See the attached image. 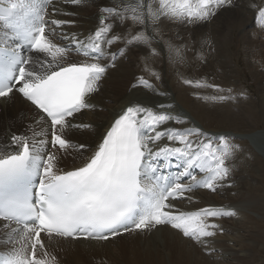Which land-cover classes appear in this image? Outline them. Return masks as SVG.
<instances>
[{"label":"snow or ice","instance_id":"obj_1","mask_svg":"<svg viewBox=\"0 0 264 264\" xmlns=\"http://www.w3.org/2000/svg\"><path fill=\"white\" fill-rule=\"evenodd\" d=\"M62 3L82 6L84 0H5L0 6V98L11 100L19 94L34 106L39 120L34 116L33 121L48 129L45 139L35 143L13 134L0 150V264H59L45 240L107 241L159 226L206 245V238L223 231L216 221L236 212L223 206L177 212L173 202L194 189L215 192L227 180L228 161L239 148L230 143L232 137L199 127L161 130L169 122L188 121L133 104L109 125L83 165L63 170L60 161L69 151H87L86 144H74L69 132L90 127L74 118L94 107L90 97L118 58L142 47L156 55L151 43L164 20L205 23L233 0H110L99 9V26L87 34L62 31L75 23L54 18L74 15L61 8ZM256 12L264 27V6ZM117 43L121 47L112 50ZM176 54L180 56V49ZM144 70L159 79L154 70ZM138 82L155 90L143 75ZM183 82L222 91L199 80ZM202 99L223 102L233 97ZM162 139L169 143L154 150ZM173 166L180 170L170 176L165 170Z\"/></svg>","mask_w":264,"mask_h":264},{"label":"bare ground","instance_id":"obj_2","mask_svg":"<svg viewBox=\"0 0 264 264\" xmlns=\"http://www.w3.org/2000/svg\"><path fill=\"white\" fill-rule=\"evenodd\" d=\"M242 3V7H245V2ZM109 4L110 0H92L90 2H84L82 6L66 4L63 9L66 12L74 13V15L57 16L54 18L75 21L73 25L66 26L62 31L87 34L99 26V9ZM242 15H244V13L238 10L233 14L227 13L222 15L218 20L221 21L228 17L235 16L236 20L240 21ZM230 23L232 22L228 24ZM196 26V24L185 25L169 20H164L162 22L158 30H165L170 33L171 37L177 39L176 41L181 43V45H172L173 52L171 51L169 53V58L167 57L165 61V76L164 71L161 72L164 66L162 58L159 56L153 58V65L158 69L157 74L159 75V79H156L154 76L151 77L154 81V84L153 82L152 84L155 90L145 88L139 84L138 78L141 75L136 71L131 57H129L130 60L128 59V63L122 61L123 57L119 58L121 62L114 69H109V83H103L106 78L105 75L100 84V90L90 97L89 102L93 104L94 107L86 109L84 113H78L75 117V123L90 125V127L72 129L69 132V138L74 144H86L88 149L83 153L74 150L64 153L60 161V167L63 170H71L83 165L95 150L103 134L109 128V125L126 109V107L133 104L150 107L154 111H167L173 115H179L177 106L182 108L192 107L193 109L191 111L193 115L202 123L205 131L212 133L206 130L204 125V119L209 115L207 109L211 106V103L196 100L193 91L188 89L183 82L187 79L186 77L189 72L185 69L192 64L196 65L195 57L192 54L193 48L195 47V44L193 45L192 43V32H197V30H195ZM216 30L217 28L215 31ZM119 31L123 33L124 29L120 28ZM133 31H135V29H133ZM183 34L186 38L183 37L184 39L179 41L178 39H181ZM243 39L246 41L245 49L250 61H255L258 67L261 65L264 66V60L262 58L264 55L261 56L262 54H259L256 47L261 43L260 40L255 38L257 41L251 42L247 36H244ZM61 43L66 44L67 41H61ZM119 47H121L119 43L114 44L112 50H116ZM151 47L155 49L153 43H151ZM179 47H182V50H180V56H177L176 50L179 49ZM226 48L227 46L222 45L221 52L215 53V55H212L211 52L207 54L204 53L203 58L207 60L215 58L216 61L222 62V60L228 57ZM262 49L264 48L262 47L261 50ZM188 50H191V53H188ZM262 51L264 53V50ZM210 54L212 56H210ZM128 56H130L129 52L125 57ZM201 56L199 55V60ZM259 59L261 61H259ZM159 65L161 66L160 68ZM197 67H199V65ZM142 74H148V72L144 70ZM143 76L148 79L145 75ZM201 94H204L203 91ZM158 105H170L171 107L161 109L157 107ZM225 115L230 114L226 113ZM34 116L39 120L34 107L28 102L23 101L17 94H14L11 100H2L0 102V150L8 146V141L13 134L29 136L27 131L22 132L20 130V126L23 122H27L25 126H28L29 123L32 125L35 124L36 122L33 121ZM226 119L227 117L225 116L222 118L220 117L219 125H223ZM187 121V125L169 122L161 126V130L168 127L181 129L186 126L197 127L194 126V123L189 119H187ZM25 126L22 129L28 128ZM38 131L46 133L48 129L44 126L43 129L41 128ZM246 135H249L252 139L251 134ZM35 139H42V134H37L31 138L33 143H35ZM167 143L169 142L166 139H162L157 142L153 148L155 150L156 147ZM57 154L60 155V153ZM228 165L230 167L229 176L226 181L218 185L215 192L200 188L194 189L191 193H186L188 199L186 200L187 207L184 208V210L196 211L208 206H223L226 208L229 205H238L239 207V204L247 199L245 189L248 188L241 185V183H243L242 179H244V174L237 164H234V156L228 161ZM197 178H200V175H198ZM255 207L258 208L257 205H255ZM235 212L236 215L232 218H222L216 221L222 226L223 231H217L215 236H217V240L223 243L213 244L211 240L209 242L215 249L223 250V248L231 246L237 247L240 252L245 253V251H243L245 244L236 237L235 234L237 230L234 226L235 222L241 218L240 215L243 210ZM0 224L3 223L0 222ZM0 235H3L2 231H0ZM120 240L123 241L120 242ZM45 244L48 251L54 253L59 264H217L216 261L210 260L211 257L209 254H206L209 251L208 249L184 237L180 231L172 229L170 226H164L154 231L129 233L112 241H108L107 243L93 241L72 242L59 239L53 242L45 240ZM90 258H94L95 262H89L88 259ZM236 261L237 264H247L249 259L247 254H245L238 257Z\"/></svg>","mask_w":264,"mask_h":264},{"label":"rangeland","instance_id":"obj_3","mask_svg":"<svg viewBox=\"0 0 264 264\" xmlns=\"http://www.w3.org/2000/svg\"><path fill=\"white\" fill-rule=\"evenodd\" d=\"M242 2H245V7H242ZM259 6H264V0H233L231 6L224 7L220 12L217 10L215 16L206 24H196L197 32H192V43L196 47L193 48L192 54L195 57L196 65L192 64L185 69L189 71L187 79L199 80L206 85H216L222 90L218 91L213 87L198 88L186 84V87L193 91L196 100L205 101L202 99L203 96L212 95L233 97V99L223 102L205 101L211 103V106L207 109L209 115L204 119V125L206 130L214 134L232 137L230 143L239 145V148L234 151V164H237L243 171L244 179H242L241 185L248 188L245 189L247 199L239 204V207L238 205L226 207V209L234 211L243 210L241 218L235 222L234 226L237 230L236 237L245 244L243 248L245 253L240 252L239 248L231 246L223 248V250L213 248L210 240L213 244L223 243L216 239L215 234L209 239L206 238V245L203 247L209 250L206 254H209L210 260L216 261L217 264H235L236 259L245 254L249 259L247 264H264V66L258 67L255 61H253L254 63L250 61L245 49L246 41L243 39L244 36H247L251 42L260 40L261 43L256 47L259 54L264 55L262 51L264 49L261 50L262 47L264 48V28L259 25L256 18V9ZM238 10L244 13L240 21H237L235 16L218 20L222 15L233 14ZM229 22L232 23L228 24ZM128 24L129 22L126 21L125 26L127 27ZM154 36L152 43L155 45L156 55H152L150 50L142 47L132 49L129 51L130 56L121 58L122 61L128 63V59L130 60L129 57H131L136 71L140 75H145L153 84L154 81L149 72L142 74L145 66L157 73L158 69L153 65V58L159 56L164 64L161 72L164 71L165 76V61L173 49L172 45H181L165 30H157ZM183 37L186 38L183 34L182 38L178 40L182 41ZM251 37H255L257 40ZM222 45L227 46V59L222 62L216 61L215 58L209 60L200 58L201 61L199 60V55L204 57V53L211 52L212 55H215V53L221 52ZM182 47L179 49L182 50ZM187 52L191 53V50ZM211 54L210 56H212ZM262 58L264 60V56ZM259 61L261 60L259 59ZM120 62L118 58L116 66ZM198 65L199 67H197ZM109 78L108 70L103 83H109ZM202 91L204 94H201ZM177 108L179 115L189 119L194 123V126L205 130L202 123L193 115L192 107H183V109L177 106ZM226 113L230 115H225ZM223 116L227 119L223 125H219L220 117ZM25 123L27 122H23L20 126L22 132L27 131L30 138L42 134V139H45V133L41 132L42 130L38 131L43 129L40 123L33 125L29 123L28 126H25ZM24 126L28 128L22 129ZM246 134H251L252 139ZM42 139H35V142ZM122 241L120 240V242ZM88 261L95 262L94 258H90Z\"/></svg>","mask_w":264,"mask_h":264}]
</instances>
